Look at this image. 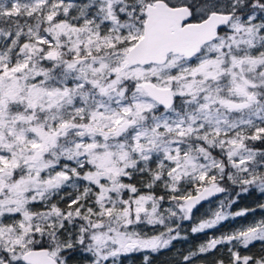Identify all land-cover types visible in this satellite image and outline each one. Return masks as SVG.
<instances>
[{"label": "snow or ice", "instance_id": "obj_1", "mask_svg": "<svg viewBox=\"0 0 264 264\" xmlns=\"http://www.w3.org/2000/svg\"><path fill=\"white\" fill-rule=\"evenodd\" d=\"M164 253L264 264V0H0V264Z\"/></svg>", "mask_w": 264, "mask_h": 264}, {"label": "rangeland", "instance_id": "obj_2", "mask_svg": "<svg viewBox=\"0 0 264 264\" xmlns=\"http://www.w3.org/2000/svg\"><path fill=\"white\" fill-rule=\"evenodd\" d=\"M199 238L203 239L204 237L201 236ZM177 247H180V245L178 244ZM170 255H171L170 253H164L161 256H159L157 258V264H160L161 261L168 259L170 257Z\"/></svg>", "mask_w": 264, "mask_h": 264}]
</instances>
